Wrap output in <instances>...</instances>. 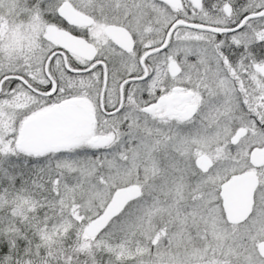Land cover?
Here are the masks:
<instances>
[{
  "label": "snow or ice",
  "instance_id": "obj_1",
  "mask_svg": "<svg viewBox=\"0 0 264 264\" xmlns=\"http://www.w3.org/2000/svg\"><path fill=\"white\" fill-rule=\"evenodd\" d=\"M0 264H264V0H0Z\"/></svg>",
  "mask_w": 264,
  "mask_h": 264
}]
</instances>
